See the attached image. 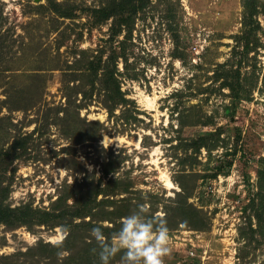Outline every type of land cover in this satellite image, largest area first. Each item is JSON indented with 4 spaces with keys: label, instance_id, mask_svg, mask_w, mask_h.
<instances>
[{
    "label": "rangeland",
    "instance_id": "374dc122",
    "mask_svg": "<svg viewBox=\"0 0 264 264\" xmlns=\"http://www.w3.org/2000/svg\"><path fill=\"white\" fill-rule=\"evenodd\" d=\"M112 1L0 0V203L89 202L0 222V264H100L139 205L164 264H264V0Z\"/></svg>",
    "mask_w": 264,
    "mask_h": 264
},
{
    "label": "clouds",
    "instance_id": "9594fccd",
    "mask_svg": "<svg viewBox=\"0 0 264 264\" xmlns=\"http://www.w3.org/2000/svg\"><path fill=\"white\" fill-rule=\"evenodd\" d=\"M147 209L139 205L135 211L120 220V227L111 239L106 238L102 227L90 230L99 245L100 264L122 253L124 264H164L170 253L169 229L166 221L145 215Z\"/></svg>",
    "mask_w": 264,
    "mask_h": 264
},
{
    "label": "trees",
    "instance_id": "16d2710c",
    "mask_svg": "<svg viewBox=\"0 0 264 264\" xmlns=\"http://www.w3.org/2000/svg\"><path fill=\"white\" fill-rule=\"evenodd\" d=\"M132 0H113L110 5L100 7L99 13H101L102 18H108L114 14H119L122 17L123 13L128 11L127 6L131 4ZM122 24V23H121ZM90 66V65H88ZM95 70V67H93ZM107 78L111 79L113 77V72H108ZM115 79V78H114ZM114 79H112L114 81ZM116 92L118 96L122 95L120 92L119 84H115ZM233 93V97H238L240 94L238 93V87H234L232 83L227 84ZM241 98V97H239ZM101 189L98 187L95 188L94 193H92L93 197L98 195ZM61 201L63 206H61ZM89 202H85L81 204V206H76L75 210L70 209V205L67 203V199L65 197L55 199L50 207H43L42 209H32L28 205L11 207L9 205H3L0 203V222L6 223L8 225L15 224H26L31 223L33 221L48 224V225H66L71 223L72 219L75 216L84 217L89 211Z\"/></svg>",
    "mask_w": 264,
    "mask_h": 264
},
{
    "label": "bare ground",
    "instance_id": "6f19581e",
    "mask_svg": "<svg viewBox=\"0 0 264 264\" xmlns=\"http://www.w3.org/2000/svg\"><path fill=\"white\" fill-rule=\"evenodd\" d=\"M165 178H166V177H165ZM165 181H166V180H165ZM167 183H168V184H172L168 178H167ZM168 186H169V185H168Z\"/></svg>",
    "mask_w": 264,
    "mask_h": 264
}]
</instances>
